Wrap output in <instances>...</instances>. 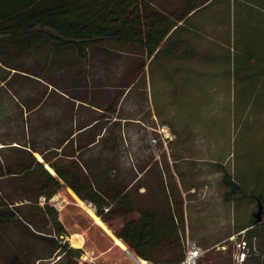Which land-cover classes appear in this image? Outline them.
<instances>
[{"label":"crops","instance_id":"crops-1","mask_svg":"<svg viewBox=\"0 0 264 264\" xmlns=\"http://www.w3.org/2000/svg\"><path fill=\"white\" fill-rule=\"evenodd\" d=\"M191 4L140 1L141 35L123 43L0 35V264L184 259L187 212L152 134L235 102L229 0Z\"/></svg>","mask_w":264,"mask_h":264},{"label":"rangeland","instance_id":"rangeland-1","mask_svg":"<svg viewBox=\"0 0 264 264\" xmlns=\"http://www.w3.org/2000/svg\"><path fill=\"white\" fill-rule=\"evenodd\" d=\"M228 7L234 21L228 65L235 102H214L199 115L166 119L165 128L156 126L160 132L152 134V143L164 162L170 199L180 200H174L175 210L187 212L184 244L194 241L202 249L198 264H264V0H229ZM223 169L237 183L233 195ZM257 195L263 198L262 220L248 226Z\"/></svg>","mask_w":264,"mask_h":264},{"label":"trees","instance_id":"trees-1","mask_svg":"<svg viewBox=\"0 0 264 264\" xmlns=\"http://www.w3.org/2000/svg\"><path fill=\"white\" fill-rule=\"evenodd\" d=\"M140 1L142 0H0V9L2 8L0 35L41 31L50 34H63L70 41L78 43L113 40L123 43L127 32L137 35L138 39L141 35ZM206 1L192 0V4L187 7L186 12ZM171 26V24L167 25L165 32ZM155 42H160V40L153 43ZM222 180L229 188L230 195L237 192V183L233 178L231 179L225 169H223ZM256 198L263 204L261 195H257ZM96 212L105 218L99 209ZM179 219L182 224L181 228H183L182 215H179ZM251 225H258L255 218H252L248 223V226ZM262 228L264 243V224ZM118 236L124 241L127 240L124 232L118 233ZM135 250L137 251V249ZM182 260H153L152 262L154 264H180Z\"/></svg>","mask_w":264,"mask_h":264},{"label":"built area","instance_id":"built-area-1","mask_svg":"<svg viewBox=\"0 0 264 264\" xmlns=\"http://www.w3.org/2000/svg\"><path fill=\"white\" fill-rule=\"evenodd\" d=\"M202 254V249L194 241H186L185 257L180 264H198V258ZM151 264V263H148Z\"/></svg>","mask_w":264,"mask_h":264},{"label":"bare ground","instance_id":"bare-ground-1","mask_svg":"<svg viewBox=\"0 0 264 264\" xmlns=\"http://www.w3.org/2000/svg\"><path fill=\"white\" fill-rule=\"evenodd\" d=\"M82 204L84 205V207L91 213V215L93 214L94 215V213H93V211H92V208H90L88 205H86L84 202H82ZM83 207V206H82ZM92 215V216H93ZM96 220L99 222V223H101V227H102V222L103 221H101L100 222V220H99V218L98 217H96ZM100 225V224H99ZM105 228V227H104ZM106 229H108V228H106ZM110 231V230H109ZM110 234H112L111 232H110ZM114 236V235H113ZM79 237V236H78ZM77 237V238H78ZM116 240V242H117V244H119V245H121V246H124L123 245V243H122V241H120L119 239H115ZM138 260V259H137ZM138 263H140V264H147L146 263V261H144V260H140Z\"/></svg>","mask_w":264,"mask_h":264},{"label":"water","instance_id":"water-1","mask_svg":"<svg viewBox=\"0 0 264 264\" xmlns=\"http://www.w3.org/2000/svg\"><path fill=\"white\" fill-rule=\"evenodd\" d=\"M261 208H262V204L260 202H258L257 211L255 213H253V216L257 222H260L262 220Z\"/></svg>","mask_w":264,"mask_h":264}]
</instances>
